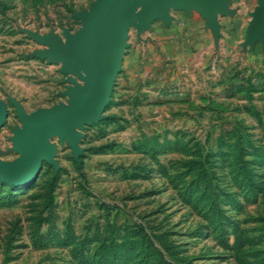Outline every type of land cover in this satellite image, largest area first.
Here are the masks:
<instances>
[{"label": "rangeland", "instance_id": "1", "mask_svg": "<svg viewBox=\"0 0 264 264\" xmlns=\"http://www.w3.org/2000/svg\"><path fill=\"white\" fill-rule=\"evenodd\" d=\"M96 1L0 0L1 160L21 157L16 102L68 104L84 84L48 40ZM215 1L218 29L195 9L137 18L101 118L76 145L53 135L32 182L0 180V264H264L261 3Z\"/></svg>", "mask_w": 264, "mask_h": 264}, {"label": "water", "instance_id": "2", "mask_svg": "<svg viewBox=\"0 0 264 264\" xmlns=\"http://www.w3.org/2000/svg\"><path fill=\"white\" fill-rule=\"evenodd\" d=\"M254 14L250 34L264 41V0ZM215 0H97L89 11L80 14L83 27L63 43L51 36L48 54L52 60L63 62V71L78 75L84 84L72 79L75 87L67 93L68 104H56L27 112L16 102L23 123L16 129L15 148L21 157L14 162L0 159V180L10 184L30 183L41 172L45 161L55 164L54 147L50 138L58 134L76 145L77 129L99 120L105 111L120 70L127 46L128 32L137 18L149 22L161 17L170 20V9L198 10L207 14L210 24L218 29ZM139 7L142 10L137 14ZM7 104L0 99V129L8 118Z\"/></svg>", "mask_w": 264, "mask_h": 264}]
</instances>
